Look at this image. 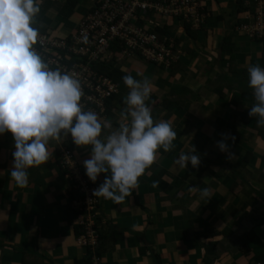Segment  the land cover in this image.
<instances>
[{"label": "crops", "instance_id": "0c3cea01", "mask_svg": "<svg viewBox=\"0 0 264 264\" xmlns=\"http://www.w3.org/2000/svg\"><path fill=\"white\" fill-rule=\"evenodd\" d=\"M86 1L84 11L77 0H38L32 26L48 32L68 22L67 32L58 30L66 36L100 0ZM203 2L208 19L199 29L172 28L157 18L177 40L181 60L166 68L133 57L119 69L152 82L146 103L153 120H170L177 133L175 147L158 151L123 202L95 197V207L83 210L73 203L82 194L60 168L62 146L72 149L93 190L105 174L95 183L88 179L83 162L91 149L77 147L71 135L50 141L49 161L28 169L29 185L19 188L11 177L12 134L0 135V264H90L97 256L101 264H264V126L248 115L255 100L247 72L253 62L264 68V38L237 29L249 23L254 0H245L241 12L238 0ZM114 77L119 93L106 122L116 127L124 122L129 89ZM224 134L227 152L217 146ZM194 149L198 168L176 164ZM93 231L98 244L78 242Z\"/></svg>", "mask_w": 264, "mask_h": 264}, {"label": "clouds", "instance_id": "9594fccd", "mask_svg": "<svg viewBox=\"0 0 264 264\" xmlns=\"http://www.w3.org/2000/svg\"><path fill=\"white\" fill-rule=\"evenodd\" d=\"M39 12L38 0H0V135L10 132L14 140L12 180L19 188L28 187L27 170L49 161L50 141L60 143L70 134L77 147L91 149L90 158L83 162L88 179L95 183L105 174L92 196L121 203L156 163L158 151L175 147L177 133L170 120L154 122L146 103L153 88L147 77H122L129 92L124 122L118 126L102 122L94 111H85L80 81L52 70L34 49L39 33L32 25ZM247 72L255 100L248 115L264 126V68L250 65ZM227 139L224 134L217 142L221 152H227ZM189 163L193 168L200 166L195 149L182 152L176 160L181 168ZM208 195V189H203L201 196Z\"/></svg>", "mask_w": 264, "mask_h": 264}, {"label": "built area", "instance_id": "2783aa9c", "mask_svg": "<svg viewBox=\"0 0 264 264\" xmlns=\"http://www.w3.org/2000/svg\"><path fill=\"white\" fill-rule=\"evenodd\" d=\"M254 3L255 10L247 13L249 23L237 29L262 40L264 0ZM157 18H173L185 27L199 29L208 19V9L203 0H100L70 34L51 39L47 32L38 31L34 49L52 70L69 73L80 81L82 108L96 112L106 122L111 100L119 93L116 78L109 74L111 69H120L122 62L133 57L166 68L182 59L177 40ZM59 156L64 175L82 194L73 203L81 210L94 208L93 186L85 179L72 149L62 146ZM78 242L96 245L98 234L93 231L88 238L78 237ZM90 264H101L100 258Z\"/></svg>", "mask_w": 264, "mask_h": 264}, {"label": "rangeland", "instance_id": "374dc122", "mask_svg": "<svg viewBox=\"0 0 264 264\" xmlns=\"http://www.w3.org/2000/svg\"><path fill=\"white\" fill-rule=\"evenodd\" d=\"M79 3H80V5H81V10H84V11H86V8H87V6H84V5H82L81 4V0H77ZM86 2H88V0L86 1ZM208 2H211V0H208ZM88 3H90V2H88ZM223 4V3H222ZM216 3H213V8L214 9H217L216 7ZM223 6H228V3H226V4H223ZM206 8H208L207 7V5H206ZM213 9V10H214ZM76 11V13H78V14H83V12H81V11H79V7L77 8V10H75ZM87 15V14H86ZM69 16V15H68ZM53 17H54V23H58L57 22V19H56V16H54L53 15ZM71 17V16H70ZM165 20H166V22L168 23V25L170 26V27H172V28H177V26H179V22L176 20V19H173V18H164ZM172 20H173V23H172ZM67 24L68 25H70L68 22H67ZM67 24H65V26H61V25H57V24H55V25H51L50 26V28L48 29V32H47V35L51 38V39H55V38H57V37H60V36H58L59 35V31L58 30H60V32H62V33H65V32H67V30H66V28H67ZM77 27V26H76ZM205 27V26H204ZM70 32V31H69ZM217 52V51H216ZM211 55H213V56H215L214 55V53H212L211 52ZM126 63V61H124V62H122L121 63V66H120V68L122 67V66H124V64ZM161 70V69H160ZM111 117H114L113 116V114H112V116Z\"/></svg>", "mask_w": 264, "mask_h": 264}, {"label": "trees", "instance_id": "16d2710c", "mask_svg": "<svg viewBox=\"0 0 264 264\" xmlns=\"http://www.w3.org/2000/svg\"><path fill=\"white\" fill-rule=\"evenodd\" d=\"M244 1H245V0H238V2H239V6H240V7H239V11H240V12L245 10V4H244ZM251 10H254V6H253V5H252V9H251ZM188 28L190 29V27H187V29H188ZM189 29H188V30H189ZM37 30L40 31L41 29H38V28H37ZM41 31H42V30H41ZM42 32H44V31H42ZM227 39H228V38H226L224 42H227ZM228 40H229V39H228ZM253 64L256 65L255 62H253ZM172 66H173V65H172ZM109 74L118 77V79H122V77L125 76V73L122 74L121 71H120L119 69H111V70L109 71ZM114 99H116V96H114L113 99L111 100V105H112V102L114 101Z\"/></svg>", "mask_w": 264, "mask_h": 264}]
</instances>
